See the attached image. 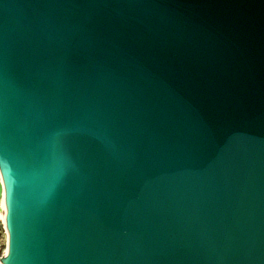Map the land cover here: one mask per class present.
Here are the masks:
<instances>
[{"label":"water","instance_id":"95a60500","mask_svg":"<svg viewBox=\"0 0 264 264\" xmlns=\"http://www.w3.org/2000/svg\"><path fill=\"white\" fill-rule=\"evenodd\" d=\"M0 163L9 264H264V0H0Z\"/></svg>","mask_w":264,"mask_h":264},{"label":"bare ground","instance_id":"6f19581e","mask_svg":"<svg viewBox=\"0 0 264 264\" xmlns=\"http://www.w3.org/2000/svg\"><path fill=\"white\" fill-rule=\"evenodd\" d=\"M3 186H4V197H3V199H2V202L0 201V215H1V217H3L4 218V216L2 215V213L3 212H1L2 211V208L4 207V208H6L7 207V204H8V200H6L5 199V196H6V180H5V178L3 177ZM8 208V207H7ZM9 232H10V230H9ZM6 236V233H4V237Z\"/></svg>","mask_w":264,"mask_h":264},{"label":"snow or ice","instance_id":"6c2138e0","mask_svg":"<svg viewBox=\"0 0 264 264\" xmlns=\"http://www.w3.org/2000/svg\"><path fill=\"white\" fill-rule=\"evenodd\" d=\"M9 262H10L9 260H6L4 261V264H9Z\"/></svg>","mask_w":264,"mask_h":264}]
</instances>
